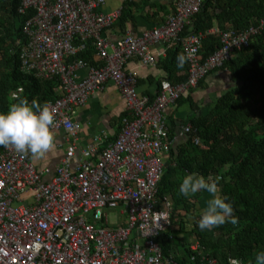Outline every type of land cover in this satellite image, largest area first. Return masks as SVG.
Returning <instances> with one entry per match:
<instances>
[{
    "label": "built area",
    "instance_id": "obj_1",
    "mask_svg": "<svg viewBox=\"0 0 264 264\" xmlns=\"http://www.w3.org/2000/svg\"><path fill=\"white\" fill-rule=\"evenodd\" d=\"M19 1V14L33 11L22 26V68L39 78L59 80L58 98L50 104L56 110L53 132L63 135L66 150L49 180L44 179L49 171H37L30 152L11 147L0 152V264H148L149 257L157 258L153 264H177L173 255H163L158 243L162 234L176 229L172 201L157 196L161 158L174 142L168 139L166 110L235 50L246 47L264 29V19L240 32L210 30L221 47L202 60L204 35L181 33L203 0H175L174 13L162 25L139 35L128 33L114 43L102 33L119 19L121 10L99 12L105 0ZM89 39L103 63L87 67L80 79L77 71L84 64L65 61ZM159 42L167 47L179 43L183 53L191 55L186 80L176 85L163 81L149 102L137 95L136 75L124 67L131 59L154 66L150 48ZM107 82L117 87L132 119L121 120L113 141L101 133L77 154L81 127L74 116ZM189 128H180L179 136ZM116 209L118 222L111 227L106 210ZM189 244L190 251H198L195 237ZM234 261L242 264L235 259L229 264Z\"/></svg>",
    "mask_w": 264,
    "mask_h": 264
},
{
    "label": "trees",
    "instance_id": "obj_2",
    "mask_svg": "<svg viewBox=\"0 0 264 264\" xmlns=\"http://www.w3.org/2000/svg\"><path fill=\"white\" fill-rule=\"evenodd\" d=\"M136 1L123 4L117 21L131 19L133 8L148 4L147 0ZM19 5V0H0V111H7L15 98L53 102L58 98L60 87L57 78L43 79L36 77L34 71H23L22 26L33 11L21 15ZM262 19L264 0H203L199 12L184 27L181 36L204 35L199 51L203 60L221 47L218 35L209 33L210 30L240 32L257 26ZM78 43L79 40L74 42ZM179 53L183 51L180 44L175 43L158 64L166 73L165 81L172 85L187 78L188 62L183 68L177 67ZM76 61H81L85 68L101 66L103 62L97 57L92 39L65 63ZM156 63L155 60L154 66ZM221 71L228 74L229 85L206 112L200 113L197 103L191 97H184L202 87L208 75ZM162 82L154 96L147 97L149 102L155 99ZM182 102L193 112L186 121L190 128L179 136L174 122H167L168 139L174 142L161 158L163 170L157 194L159 198L167 197L172 201L171 222L176 229L162 234L159 246L163 255H173L177 264H210L209 261L229 264L230 259L249 264L255 254L264 249V29L254 35L246 47L235 50L227 62L210 71L196 88L181 94L175 106ZM128 116L132 119L125 111L121 120ZM4 148L0 146V152ZM192 172L221 178L220 192L231 201L238 218L236 223L228 222L212 230L198 227L196 221L201 214L198 208L205 195L210 194L206 190L190 197L179 194L183 177ZM191 237L198 242L197 252L189 249Z\"/></svg>",
    "mask_w": 264,
    "mask_h": 264
},
{
    "label": "crops",
    "instance_id": "obj_3",
    "mask_svg": "<svg viewBox=\"0 0 264 264\" xmlns=\"http://www.w3.org/2000/svg\"><path fill=\"white\" fill-rule=\"evenodd\" d=\"M137 2L136 0H105L98 9L101 13L121 10L125 2ZM175 0H147L144 6L138 5L131 11V19L123 22H115L106 28L102 35L109 42L114 43L125 34L139 35L143 31L162 25L165 18L174 13ZM119 20V19H118ZM169 47L162 43L153 44L150 48L152 56L156 60V66L145 67L137 60L131 59L125 65V71L133 73L137 77L136 92L139 97H153L158 84L165 81L166 73L158 66L159 60L165 56ZM80 79L87 74V68L77 71ZM230 78L225 72H216L208 75L203 81L202 87L196 89L190 96L197 103L201 112L208 110L211 102L229 85ZM125 113L124 100L117 87L107 82L89 98L88 102L76 112L75 120L80 124L81 132L77 145V154L91 145L94 137L105 134L107 141H112L120 130V121ZM193 114L187 103H180L166 111L167 122L176 125L177 132L182 124L185 125ZM177 137V136H176ZM63 135L54 134V147L41 159H33L37 171H49L45 180H49L54 170L64 156L66 146L63 145ZM105 145H101V148ZM192 238V237H191ZM189 238V243L191 241Z\"/></svg>",
    "mask_w": 264,
    "mask_h": 264
},
{
    "label": "clouds",
    "instance_id": "obj_4",
    "mask_svg": "<svg viewBox=\"0 0 264 264\" xmlns=\"http://www.w3.org/2000/svg\"><path fill=\"white\" fill-rule=\"evenodd\" d=\"M191 53H179L177 67L183 68ZM56 123V110L50 102H38L27 98H15L7 111H0V146L11 147L21 153H31L33 159H41L54 147L53 128ZM219 176L205 177L192 172L183 177L179 184V194L190 197L201 190H206L210 198L196 221L201 230H212L225 223H236L234 208L228 197L222 195ZM156 257H149L148 264H153ZM233 264H236L234 261ZM249 264H264V249L255 254Z\"/></svg>",
    "mask_w": 264,
    "mask_h": 264
},
{
    "label": "rangeland",
    "instance_id": "obj_5",
    "mask_svg": "<svg viewBox=\"0 0 264 264\" xmlns=\"http://www.w3.org/2000/svg\"><path fill=\"white\" fill-rule=\"evenodd\" d=\"M210 198V195H205V197H204V200H203V202H201V204H200V206H199V208L198 209H200L199 211L201 212L202 211V209L206 206V201H207V199H209ZM107 211V213H108V225L109 226H111V227H113V226H116V224H117V222H118V220L116 219V217H117V211H118V209H116V210H106ZM190 220H191V218H189ZM190 220H188V222H190Z\"/></svg>",
    "mask_w": 264,
    "mask_h": 264
}]
</instances>
